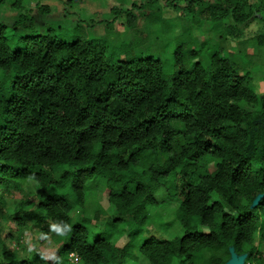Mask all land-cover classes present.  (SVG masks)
Wrapping results in <instances>:
<instances>
[{
	"label": "trees",
	"instance_id": "16d2710c",
	"mask_svg": "<svg viewBox=\"0 0 264 264\" xmlns=\"http://www.w3.org/2000/svg\"><path fill=\"white\" fill-rule=\"evenodd\" d=\"M128 1L98 21L134 34L116 61L103 41L66 38L24 0L11 26L0 23V220L53 228L58 254L51 262L36 252L41 264H264V31L246 32L264 25V0ZM164 7L178 21L166 22ZM36 10L52 13L42 2ZM150 20L164 34L180 22L169 65L143 37ZM204 20L212 28L203 38L193 27ZM250 39L260 54L248 52ZM24 187L9 215L8 195ZM161 190L179 200L177 226L141 240L150 223L166 222ZM0 251V264H28Z\"/></svg>",
	"mask_w": 264,
	"mask_h": 264
},
{
	"label": "rangeland",
	"instance_id": "374dc122",
	"mask_svg": "<svg viewBox=\"0 0 264 264\" xmlns=\"http://www.w3.org/2000/svg\"><path fill=\"white\" fill-rule=\"evenodd\" d=\"M124 1V0H123ZM15 0H0V23H5L11 26L17 17L18 9L14 6ZM42 2L49 4L52 9V13L42 16L36 10V3ZM129 3L131 0L128 1ZM122 2L120 0H24V4L30 6L34 10V15L41 21H48L50 19L54 20L55 23H60L63 25L62 33L66 38L73 40L79 35L84 34V38H90L93 40H101L106 45V55L109 60L116 61L122 58L123 55L127 54V44L133 40L134 34L130 29H127L125 22H118L116 27L114 25L111 31L104 30V25L99 24L98 21L111 20L112 16L109 14V10L112 6H119ZM124 3V2H123ZM166 22L176 19L177 13L172 8L164 7L162 10ZM187 19V18H186ZM82 20L78 25V21ZM88 22L95 23L94 27H88ZM152 21H147L144 24V38L148 37L146 44H153L154 52L153 54L162 60L166 65L171 64L173 61L172 53L166 50L175 49V41L172 39V34L178 33L180 31V22L176 23V27L172 26L171 34H164L160 23H151ZM120 32H118L117 30ZM194 31L201 37L207 36L210 32L212 25L209 21L204 20L201 24L195 25ZM264 31V25L261 22L254 21L246 28L248 36H253L257 32ZM155 36H160V39L155 38ZM135 39V38H134ZM157 39V40H156ZM146 39H144L145 41ZM136 42V41H135ZM156 42V44H155ZM137 44V42H136ZM229 46L236 48V42L230 41ZM135 50V54L140 53L143 50L138 48ZM230 50V49H229ZM232 50V49H231ZM249 50V51H248ZM248 52L256 53L258 52L257 42L253 39L248 41ZM134 53V52H133ZM259 53V52H258ZM261 53V52H260ZM259 53V54H260ZM257 54V53H256ZM260 63L256 68L264 69V57L260 55ZM257 80L262 76L261 70L255 71ZM262 80V81H261ZM260 91L264 90V80L260 79ZM262 85V86H261ZM30 188L36 191V185L33 180H29ZM94 184H98V196L101 201L108 204L107 190L104 188V182L99 181L95 178L93 180ZM93 184V185H94ZM28 189L26 187L21 191H14L11 195H8L7 213L12 215L18 211L19 201L26 196ZM23 196V197H22ZM156 207L158 211L164 216L165 223L162 226L158 224L150 223L148 225V230H143L141 240L146 239L147 234H155L159 238L169 237L173 235V227L177 226L176 218L174 212L179 205V200L177 198L169 196L166 192H160L156 195ZM153 209H156L153 207ZM53 228L46 222L44 223H34L30 221L26 227H20L16 219H4L0 220V250L9 249L13 251L18 258L28 259V264H41L40 260L35 257V253H40L44 258L53 262L58 254V241L53 236ZM149 231V232H148ZM129 237V232L126 231L121 237H118V245H123L126 239ZM0 260L3 261V255L0 251ZM70 264H83L77 257H72ZM134 264H148L147 260L143 256H138L135 259Z\"/></svg>",
	"mask_w": 264,
	"mask_h": 264
}]
</instances>
